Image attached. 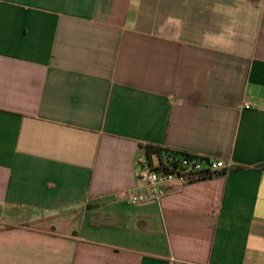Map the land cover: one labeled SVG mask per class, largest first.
<instances>
[{"label":"crops","instance_id":"1","mask_svg":"<svg viewBox=\"0 0 264 264\" xmlns=\"http://www.w3.org/2000/svg\"><path fill=\"white\" fill-rule=\"evenodd\" d=\"M0 264H264V0H0Z\"/></svg>","mask_w":264,"mask_h":264},{"label":"built area","instance_id":"2","mask_svg":"<svg viewBox=\"0 0 264 264\" xmlns=\"http://www.w3.org/2000/svg\"><path fill=\"white\" fill-rule=\"evenodd\" d=\"M249 107V104L245 105ZM136 178L139 189L123 188L116 192L117 199L131 203H160L168 188L173 185L184 186L215 171H222L229 164L222 159L198 155L168 156L154 164L150 157L138 156Z\"/></svg>","mask_w":264,"mask_h":264},{"label":"trees","instance_id":"3","mask_svg":"<svg viewBox=\"0 0 264 264\" xmlns=\"http://www.w3.org/2000/svg\"><path fill=\"white\" fill-rule=\"evenodd\" d=\"M147 154L149 157H151V155L156 154L158 157H160V159L163 161V158L168 157V156H179V155H191L189 153H185V152H180V151H170L168 149H164L161 147H157V146H147ZM224 173V171H215L209 175H206L204 177H202L200 180H205V179H210V178H215L217 176H220Z\"/></svg>","mask_w":264,"mask_h":264}]
</instances>
